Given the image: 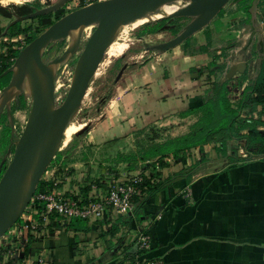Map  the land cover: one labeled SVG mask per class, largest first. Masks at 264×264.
<instances>
[{
    "label": "crops",
    "instance_id": "obj_1",
    "mask_svg": "<svg viewBox=\"0 0 264 264\" xmlns=\"http://www.w3.org/2000/svg\"><path fill=\"white\" fill-rule=\"evenodd\" d=\"M235 7L227 4L207 28L174 48L124 61L128 65L114 81L106 112L85 137L78 135L60 150L58 162L69 175L56 186L81 200L95 197L113 176L141 174L144 181L152 175L160 189L140 196L123 215L106 207L100 215L75 217L73 224L50 223L40 239L29 236L24 253L39 254L42 261L35 264H264V144L247 147L244 137L222 130L178 160L168 154L164 166L158 156L140 159V146L132 144L135 134L148 129L155 135L142 148L187 134L215 85L225 83L229 95L237 96L236 102L229 97L237 107L244 89L258 81L264 70V0L257 8L262 34L251 26L252 32L245 11ZM126 48L118 41L108 52L117 57ZM224 59L231 63L220 68ZM250 95L237 122L259 118L264 132V99L257 101L255 91ZM225 138L223 154L218 148ZM50 174L41 180L45 188L53 185ZM142 233L150 237L145 250L139 246Z\"/></svg>",
    "mask_w": 264,
    "mask_h": 264
},
{
    "label": "water",
    "instance_id": "obj_2",
    "mask_svg": "<svg viewBox=\"0 0 264 264\" xmlns=\"http://www.w3.org/2000/svg\"><path fill=\"white\" fill-rule=\"evenodd\" d=\"M67 1L55 0L50 5L34 7L33 11L23 15L5 6L13 19L6 25L4 33L12 24L56 11ZM229 1L95 0L56 19L18 52L13 63L0 73V78L9 74L8 82L0 89V119L5 111L10 126V146L0 161V237L21 217L45 170L60 150L64 130L77 115L90 80L120 28L158 13L164 5L178 3L172 12L144 22L152 24L168 18L187 19L172 38L145 44V52L160 54L208 26ZM259 2L250 0L247 11L253 30L262 34V29L257 26ZM0 7L4 6L0 4ZM90 25L93 27L91 34L80 49L66 94L57 106V70L79 50L81 32ZM75 33L78 36L75 37ZM66 38L69 41L66 48L44 63L45 53ZM127 65L124 62L120 66L115 82ZM21 99L28 101L29 109L20 136H15L12 103L18 107Z\"/></svg>",
    "mask_w": 264,
    "mask_h": 264
},
{
    "label": "rangeland",
    "instance_id": "obj_3",
    "mask_svg": "<svg viewBox=\"0 0 264 264\" xmlns=\"http://www.w3.org/2000/svg\"><path fill=\"white\" fill-rule=\"evenodd\" d=\"M54 1L55 0H20L16 2L15 0L14 1L6 0L5 2H1L0 4L4 6V8L8 11L10 16L5 18L0 16V35H4L8 33L13 34L17 32H25L28 36V39L29 38L33 39L41 32H43L48 27L49 24L42 23V17L36 16L19 21L17 23L18 27H15L12 30L14 32L7 31L6 33H4L5 25L13 19L10 10L16 12L19 15H22L32 11V9L29 8V5L40 8L52 4ZM91 1H95V0H68L60 9L62 10V13L64 15ZM231 2H234V4L236 5L235 7L236 9L242 8L241 7L242 4L239 2V0H230L228 4H230ZM248 3L246 2L244 3V5L245 4L248 5ZM5 6L10 7V10H8ZM54 12L55 11L49 12L46 15H44L45 17L43 20H48V18H53ZM186 21H187L186 18H168L165 19L162 23H160L161 28L158 32L155 33L145 32V30L148 27L146 26V24L143 23L140 25H133L124 28L117 34V37L114 39L112 43L122 41L124 44L127 43V48L124 50L122 54L118 55L117 57H114L111 56L110 53L108 52L110 46L107 47L103 59L99 63L98 68L96 69L93 77L90 80L85 96L83 97L81 107L77 115L73 118V120L69 124L70 128L66 131L65 136L63 135V140L61 142L60 149H63L69 143L70 140L73 141V139H75L78 135L82 137L87 130L92 128L99 121L101 114L106 112L105 109L107 108V103L115 92L114 78L120 66L122 65V62L128 60V58L131 55H135V57L137 56L136 58H140L139 60H143L144 58L152 55L153 53L144 51L145 44L157 43L172 38L175 32ZM244 23H246L247 27L252 31L251 25H249L250 19L248 15L246 19H244ZM257 26L263 28V26H261V23L258 19H257ZM205 28H207V26ZM239 29H240L239 26H236L234 28V31L235 30L238 31ZM81 33H82L81 46L79 47V50L75 53V55L71 59L63 62L57 70L58 72L55 77V99L57 106L62 102L66 94V91L68 89L69 82L71 79L70 76H72L76 58L80 52V49L84 44V40L82 39L83 35L86 33L87 35H89L90 31L86 32L84 30ZM233 34L234 37L237 34V32L235 31L233 32ZM74 36L76 37L78 36V34L75 33ZM68 42L65 44L64 43L55 44L48 52L45 53L43 57V62L46 63L49 59L53 58L55 55L60 54L66 48V44H68ZM222 54L225 55V53ZM232 56L233 55L228 54V58L233 62L234 58ZM229 59L228 60L224 59L222 62H220L219 67L224 68L226 67V65L228 66L231 63ZM234 74H235L234 76L235 78L236 73ZM228 91H227L228 97L232 98L233 102H236L237 96L233 94L229 95ZM249 98H251V95H249ZM28 109H29V103L27 100H22L19 106L13 109L14 133L15 131L20 130V127L23 124H25L24 121L22 122L21 117L24 118V120H26ZM154 135L155 132L153 131V129H148L147 131H144L142 134L137 133L135 134L132 140L133 141L132 144L133 143L136 144L137 142L139 146H142L146 142H148ZM85 136L86 135H84V137ZM9 140H10V128L8 125V121L6 120L5 117H2L0 119V161L5 155L7 148L9 147Z\"/></svg>",
    "mask_w": 264,
    "mask_h": 264
},
{
    "label": "built area",
    "instance_id": "obj_4",
    "mask_svg": "<svg viewBox=\"0 0 264 264\" xmlns=\"http://www.w3.org/2000/svg\"><path fill=\"white\" fill-rule=\"evenodd\" d=\"M88 36L86 33L82 39L85 41ZM27 37L26 33L0 35V69L3 62L7 65L13 63L17 56L15 52L18 53L27 44ZM67 42L68 38L63 43ZM23 126L24 124L20 130L15 131L16 136H20ZM55 156L43 174L45 176L51 172L48 180H51L53 186L43 190L36 188L21 217L0 237V264H35L42 261L39 254L24 253V250L30 243L29 236L40 239V236L48 231V225L53 220L66 225L71 218L100 215L106 207L123 215L133 209L135 198H141L139 186L144 182L141 174L123 180L111 177L104 190L97 192L95 197L87 198L86 202L68 198L57 189L56 184L67 181L69 170L62 168L60 163L55 161ZM138 240L141 250L149 248V235L139 234Z\"/></svg>",
    "mask_w": 264,
    "mask_h": 264
},
{
    "label": "trees",
    "instance_id": "obj_5",
    "mask_svg": "<svg viewBox=\"0 0 264 264\" xmlns=\"http://www.w3.org/2000/svg\"><path fill=\"white\" fill-rule=\"evenodd\" d=\"M249 1L250 0H239V2L242 4L241 9L245 11L248 17H249V13L247 9L249 6V3H248ZM246 2L248 3V5L247 4L244 5V3ZM224 8L221 10V12L224 11ZM44 15L46 14L39 15L40 17H42V23H47L50 25L56 19L61 17L63 13L61 9H58L53 13L54 15L53 18H48V20H43L45 17ZM0 16L5 18L10 15L4 7H0ZM164 20H161V21H158L152 24H146L148 28L145 30V32H149V33L158 32L161 28L160 23H162ZM17 23L18 22L12 24L9 27L8 32H14L12 30L15 27H18ZM18 33H25V32H17L13 34H18ZM30 40L32 39L30 38L28 39L27 37V43ZM15 54L17 55L18 53L15 52ZM9 65L10 64L7 65L5 62H3L1 69H0V73L3 72ZM8 80H9V74L0 78V89L8 82ZM213 91H214V96L211 99L203 103V105L201 106V109L203 111L202 116L195 123L193 129L189 133L181 135V136H177L174 138H168L165 141L159 144H155V145L153 144L152 146H149L148 148H142V146H140L139 151H142L140 153V159L145 160V159L158 156V159H157L158 163L161 166H164L166 164L162 160L168 154H172L173 158L175 160H178L184 156L186 150L190 149L191 147L201 146L204 143H207L208 141L213 139L217 133L221 132L222 130L227 131L228 137H230V135L231 136L234 135L235 137H244L246 139L247 147H250L252 144H260V145L264 144V132H261L258 129V125H260L263 122L259 118L254 119L250 117V118L243 119L241 123L237 122V119L240 115V111H239L240 108L243 105H246V103H249L247 99L251 101V98H249V95L252 91H255L257 93V97H256L257 101H263L264 99V70H263V73H261L258 81L254 85L247 86L244 89V97L242 101H240L237 107H233L231 105V102L227 95V89H226L225 83L215 85ZM242 127H247L248 129L247 133L244 136L242 134H238ZM226 139L227 138L222 139L219 142L218 150L223 154L227 153V150H228ZM60 154L61 152L58 151L55 156L56 162H58V160L60 159ZM235 160L239 161V159L237 158ZM52 186L53 185L51 184V186H48L46 188H51ZM46 188H45V185H42L40 181L37 186V190H43ZM139 189H140V193L142 197H150V196H153L158 189H160V185L154 182V177L151 175L147 180L143 182V184L139 186ZM83 192L86 195L87 189L85 188ZM142 197L141 199H143ZM73 199H77V198H73ZM85 199L86 198L83 197L81 200L82 201L84 200L86 202ZM139 199L140 198L138 197L135 198V204L137 203V201H139ZM52 219H53V216H52ZM73 220L74 218H71L67 222V225L73 224ZM50 223H56V221L53 220Z\"/></svg>",
    "mask_w": 264,
    "mask_h": 264
},
{
    "label": "bare ground",
    "instance_id": "obj_6",
    "mask_svg": "<svg viewBox=\"0 0 264 264\" xmlns=\"http://www.w3.org/2000/svg\"><path fill=\"white\" fill-rule=\"evenodd\" d=\"M177 6H178V3L176 4H171V5H164V6H162L161 8H160V11L158 12V13H156V14H152V15H150V17H148V18H141V19H137V20H135V21H133V22H131V23H129V24H127V25H124V26H122L121 28H120V30H119V32L122 30V29H124V28H127V27H130V26H133V25H140V24H143L146 20H148V19H154V18H157V17H159V16H162V15H165V14H168V13H170V12H172L173 10H175L176 8H177ZM92 26L90 25V26H87V27H85V28H83V30H85L86 32L87 31H90V33H89V35L91 34V31H92ZM111 45V44H110ZM109 45V46H110ZM63 68V67H62ZM71 77V76H70ZM20 118V117H19ZM21 120H22V122L23 121H25L24 120V118H22L21 117ZM71 123V122H70ZM69 123V124H70ZM67 125V127L65 128V130H64V133H63V135L65 136V133H66V131L70 128L69 126L70 125ZM62 140H63V138H62Z\"/></svg>",
    "mask_w": 264,
    "mask_h": 264
},
{
    "label": "flooded vegetation",
    "instance_id": "obj_7",
    "mask_svg": "<svg viewBox=\"0 0 264 264\" xmlns=\"http://www.w3.org/2000/svg\"><path fill=\"white\" fill-rule=\"evenodd\" d=\"M34 7H35V6H31V5H29V8L32 9V11H33ZM63 42H64V41H63ZM63 42H62V43H63ZM22 100H23V99L20 100V103H21ZM20 103H19V104H20ZM16 107H17V106L15 105V103H12V112H13V109L16 108ZM13 115H14V113H13ZM2 117H5V118H6L5 111L2 113L1 118H2ZM6 120H7V118H6ZM7 121H8V120H7ZM8 125H9V122H8ZM9 128H10V126H9ZM15 136H16V132H15ZM9 146H10V140H9ZM8 148H9V147H8ZM8 148H7V149H8ZM11 148H12V146H11Z\"/></svg>",
    "mask_w": 264,
    "mask_h": 264
}]
</instances>
